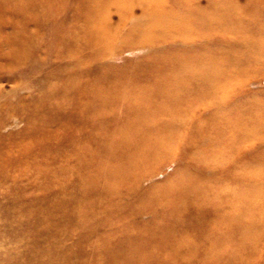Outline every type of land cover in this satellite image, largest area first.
<instances>
[{"label": "bare ground", "instance_id": "bare-ground-1", "mask_svg": "<svg viewBox=\"0 0 264 264\" xmlns=\"http://www.w3.org/2000/svg\"><path fill=\"white\" fill-rule=\"evenodd\" d=\"M150 2L74 0L72 20L55 21L48 42L40 24L66 0H0L5 67L46 63L50 54L69 62L57 69L60 84L0 106V130L18 125L17 109L29 107L27 127L0 137L8 152L22 151L10 168L0 160V179L13 170L16 185L28 175L43 179L34 183L41 195L6 205L17 226L1 236L12 249H0V264L263 260L264 102L259 92L235 96L242 79L264 75V0ZM129 9L142 18L117 36ZM212 29L234 39L216 43ZM120 42L132 69L110 65ZM70 105L81 133H45ZM239 109L242 118L225 114ZM169 162H178L175 175L158 183L156 169ZM225 162L226 180L218 175Z\"/></svg>", "mask_w": 264, "mask_h": 264}, {"label": "rangeland", "instance_id": "rangeland-1", "mask_svg": "<svg viewBox=\"0 0 264 264\" xmlns=\"http://www.w3.org/2000/svg\"><path fill=\"white\" fill-rule=\"evenodd\" d=\"M146 2H150V0H146ZM243 3V1H241ZM257 3V2H255ZM74 0H66V3L64 4V8L62 9L60 15L55 14L50 18V21L42 22L40 24L41 26V34L44 36V39L48 42H51L54 39V32L56 29V22L59 19L66 20V22H70L72 20V17L74 16L73 9ZM145 9H149L150 6L143 5ZM141 14H138L136 11H131L130 9L127 11L125 18L123 21H120L121 24H119V33L117 31L115 34L118 36L119 34L123 37L128 33L127 29L130 25H134L136 22L141 20ZM57 19V20H56ZM43 28V29H42ZM130 28V27H129ZM219 31V30H218ZM218 31H214L212 29V32L208 35L210 37L215 38L216 43H220L224 40H232L234 39L232 35L229 34H220ZM193 36V35H192ZM123 42V41H122ZM118 43L119 49L123 52L121 55H118L117 57H114V59H111L110 65L118 68V66L122 65H129L132 66L131 69L136 65L134 59H130L126 57L127 48L124 43ZM198 42V41H196ZM142 49H133V54L139 55ZM88 53V51H85ZM46 63H44L41 60L35 59L33 61H29L23 64H20L16 67H5L3 64V60H0V106H2L3 100H7V102L16 104L21 99H32L33 97L39 95V93L44 92L49 87L53 86L54 83H61L62 79L60 77V74L58 73L57 69L60 67H64L66 64L68 65V61H57V59L52 55H45ZM47 77V79H46ZM245 81V86L241 90L240 93L236 94V98H242L244 100L245 98L249 97L252 99L251 96H254L253 93H260L258 98L264 102V94L262 93L264 91V75L260 76H253V77H246L245 79H242ZM252 83V84H251ZM255 83V84H254ZM25 87H24V86ZM258 85V86H257ZM261 104V103H260ZM259 104V105H260ZM26 105V104H25ZM257 106H254L256 108ZM28 106L24 108H18V114L20 115V120L18 125H11L8 127H5L0 130V137L3 135H6L10 132L16 133L17 131H22L25 127H27V118L26 116L28 113ZM74 110V106L70 105L68 107H65L63 110H61L59 113H57V116H59V121L51 122L52 124L50 127L45 129V133H48V135H54L56 138L65 139L63 138L66 134H69L70 132L74 133L75 135H79L81 133V129L77 127L80 123L81 118L78 115L69 114ZM199 114H201L202 109L199 111H196ZM230 112V113H229ZM204 113V112H203ZM228 113V116H243V111L241 109L236 111H226L225 114ZM68 115L70 117H68ZM6 118L8 117L6 113L3 115ZM75 129V130H74ZM58 133H57V132ZM57 133V134H56ZM227 131H224L225 136H229V134H226ZM241 152L240 154L244 155L247 151V146L241 145ZM20 157H22V151H20V148L18 149L13 148L11 152L7 151L6 148L0 145V160L2 161V165L7 169L8 165H11V163L16 162ZM41 162H43V159H39ZM44 164V163H43ZM174 164V165H173ZM178 162H169L163 165H159L156 169V173L158 174L157 182H165L167 179L173 177L176 173V169L178 168ZM221 165V164H220ZM45 167V165H43ZM170 167V168H169ZM10 168V166L8 167ZM218 175L225 176L223 179L226 180L229 178V170L232 169V165L229 162H225L224 165H221L218 167ZM18 172L17 171H7L6 176L4 177L5 180L0 179V249L5 251H10L12 249V244L5 241L4 238L1 239L2 235H9L11 233V229L17 226V222L15 219H8L7 218V211L6 205H10L13 202H18L19 204H23L24 198L32 195V194H40L41 191L38 190V187L34 185V183L41 182L43 179L42 177L37 175H31V177L28 175L25 178L18 181L17 185L15 184L17 180L16 176ZM162 176H161V175ZM161 177H160V176ZM4 176V175H3ZM34 176V177H33ZM229 182V181H228ZM36 184V183H35ZM57 215V214H55ZM11 221V222H10ZM4 239V240H3ZM43 245L45 249L50 248L53 243V239L46 238L43 242ZM74 244L73 239H69L66 241L67 246H72ZM44 259L47 260L46 257ZM264 260V257H263ZM263 260H261V263H263ZM260 263V264H261ZM26 264H36V262H26Z\"/></svg>", "mask_w": 264, "mask_h": 264}]
</instances>
